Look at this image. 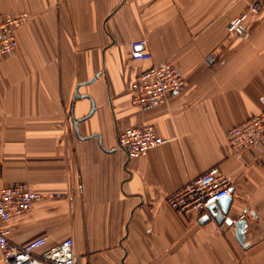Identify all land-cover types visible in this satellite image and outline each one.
Segmentation results:
<instances>
[{"label": "crops", "instance_id": "0c3cea01", "mask_svg": "<svg viewBox=\"0 0 264 264\" xmlns=\"http://www.w3.org/2000/svg\"><path fill=\"white\" fill-rule=\"evenodd\" d=\"M250 1L0 0V16L30 14L0 61V181L60 193L8 218V238L70 237L74 264H264V151L237 157L225 137L264 107V0L242 23L247 36L227 30ZM142 37L151 57L133 58ZM163 59L181 68L183 88L132 103L133 78ZM76 85L85 97L73 99ZM139 123L165 141L128 158L118 131ZM214 164L232 183L226 215L246 219L243 244L234 222L209 209L187 220L165 200Z\"/></svg>", "mask_w": 264, "mask_h": 264}, {"label": "built area", "instance_id": "2783aa9c", "mask_svg": "<svg viewBox=\"0 0 264 264\" xmlns=\"http://www.w3.org/2000/svg\"><path fill=\"white\" fill-rule=\"evenodd\" d=\"M259 10V0H251L242 13L230 18L228 32L247 36L250 29L243 28L242 23L249 13L258 14ZM29 18L30 14L25 10L0 16V61L15 53L18 47L16 29ZM146 44L145 37L131 41V56L150 58L151 52ZM184 83L183 71L172 60L153 62L139 71L131 81V101L142 107L166 102L173 93L183 88ZM225 137L230 154L242 157L245 152H253L259 156L264 151V107L230 126ZM164 141L165 138L157 132L153 124L139 123L126 125L118 131L117 147L128 158H134L144 155ZM231 194L230 177L219 165L214 164L169 192L165 200L182 218L197 220L208 211L209 205ZM58 195L59 192L38 191L24 181L11 185L0 181V253L6 264H74L70 237L47 244V236L38 234L16 243L8 238L9 229L5 226L8 218L28 211L35 199ZM235 221L236 219H232V222Z\"/></svg>", "mask_w": 264, "mask_h": 264}, {"label": "water", "instance_id": "95a60500", "mask_svg": "<svg viewBox=\"0 0 264 264\" xmlns=\"http://www.w3.org/2000/svg\"><path fill=\"white\" fill-rule=\"evenodd\" d=\"M94 80V77H92L91 79H89L86 82H90ZM78 86L76 85L75 89H74V94H73V99L78 98L79 96H86V94H79L78 92ZM93 102L91 101V107H90V111L88 112V114L82 118H79L78 120L74 121V124L76 125L78 121L85 119L87 116L90 115V113L93 111ZM230 203H231V196L226 195L221 197L220 199H218L215 203H212L211 205H209L208 209L209 212L211 214V216L213 218H215L217 221L220 222H225L227 223V225H230L232 223V219L227 216L226 214L229 211V207H230ZM208 215H204L201 218V221H205L208 219ZM246 219L245 218H239L238 220L235 221L234 225H235V236L237 238V240L243 244V241L245 239V234H244V229L246 227Z\"/></svg>", "mask_w": 264, "mask_h": 264}]
</instances>
